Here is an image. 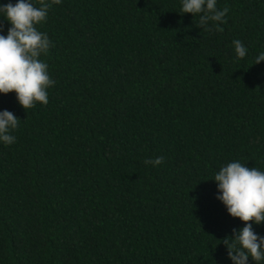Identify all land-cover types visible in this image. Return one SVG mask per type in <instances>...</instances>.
<instances>
[{
  "label": "trees",
  "instance_id": "obj_1",
  "mask_svg": "<svg viewBox=\"0 0 264 264\" xmlns=\"http://www.w3.org/2000/svg\"><path fill=\"white\" fill-rule=\"evenodd\" d=\"M225 6L218 32L181 0L53 5L48 104L0 93L20 119L0 141V264H233L222 240L245 224L212 179L233 161L264 172V0Z\"/></svg>",
  "mask_w": 264,
  "mask_h": 264
},
{
  "label": "clouds",
  "instance_id": "obj_2",
  "mask_svg": "<svg viewBox=\"0 0 264 264\" xmlns=\"http://www.w3.org/2000/svg\"><path fill=\"white\" fill-rule=\"evenodd\" d=\"M181 14L191 13L199 16V25L205 31H212L209 23H214V30L223 32L220 25L229 12L225 6L217 7V0H181ZM61 0H39L37 7L33 0H17L0 4V16L11 27L4 32L0 23V93L15 92L17 100L25 109L35 106L36 102L47 105V89L55 84L48 74V64L40 59L53 46L45 32L38 31L37 26L46 22L50 9ZM237 58H244L248 49L239 39L232 41ZM264 61V52L255 57L254 64ZM20 119L7 109L0 111V141L11 145L16 137L12 134ZM164 157L146 159L145 164L158 166ZM218 186L217 199L226 206L228 213L239 218L245 226L233 229L234 235L226 236L222 243L227 247L228 257L233 264H249L251 258L255 264L264 261V236H259L253 223L264 224V172L256 167L249 168L239 161L221 166L214 175Z\"/></svg>",
  "mask_w": 264,
  "mask_h": 264
}]
</instances>
